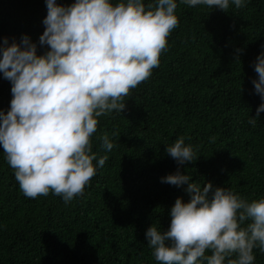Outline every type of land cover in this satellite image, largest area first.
Returning <instances> with one entry per match:
<instances>
[{"label": "trees", "instance_id": "trees-1", "mask_svg": "<svg viewBox=\"0 0 264 264\" xmlns=\"http://www.w3.org/2000/svg\"><path fill=\"white\" fill-rule=\"evenodd\" d=\"M176 3L180 23L159 67L125 98L122 113L97 118V174L83 196L68 203L52 192L25 197L0 146V264H158L146 232L151 226L167 231L177 198L190 200L187 184L161 182L178 168L165 149L180 136L196 153L180 166L189 183H211L213 190L229 189L248 202L264 198V112L256 117L264 101L252 83L258 79L256 58L264 52V0H246L240 9L230 3L227 13ZM46 15L45 0H0V42L20 43L27 35L37 55H44L49 48L39 38ZM11 87L0 73L5 114ZM104 134L114 144L111 151L99 139ZM103 156L108 159L99 167ZM253 254L254 264H264V252L254 248Z\"/></svg>", "mask_w": 264, "mask_h": 264}, {"label": "clouds", "instance_id": "clouds-1", "mask_svg": "<svg viewBox=\"0 0 264 264\" xmlns=\"http://www.w3.org/2000/svg\"><path fill=\"white\" fill-rule=\"evenodd\" d=\"M45 2V30L39 38L49 48L44 55H37V45L27 35L20 43L9 44L7 38L0 42V73L12 85L10 110H0V146L25 197L52 192L68 203L83 196L97 174L92 145L97 118L125 110V98L159 67L167 38L180 21L176 0L116 5L110 0H74L69 6ZM180 2L226 13L230 3L237 9L246 6V0ZM254 70L255 93L264 101V52ZM261 112L264 102L256 117ZM256 117L248 120L253 127ZM99 139L105 150L113 149L107 134ZM165 151L178 168L161 182L187 184L190 200L177 198L167 231L155 226L147 230L158 264H254V248L264 252V198L248 202L229 189L213 190L211 183H189L191 176L182 174L180 166L192 163L196 153L183 136ZM107 159L99 158L98 166ZM245 221L251 222L241 227Z\"/></svg>", "mask_w": 264, "mask_h": 264}]
</instances>
